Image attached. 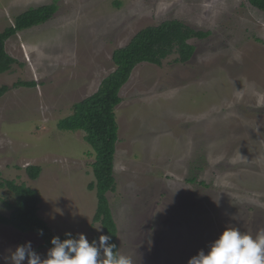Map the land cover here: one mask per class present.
<instances>
[{
  "label": "rangeland",
  "instance_id": "1",
  "mask_svg": "<svg viewBox=\"0 0 264 264\" xmlns=\"http://www.w3.org/2000/svg\"><path fill=\"white\" fill-rule=\"evenodd\" d=\"M56 3L45 24L9 39L20 65L0 75V177L37 190L57 236L99 241L82 131L59 130L72 104L113 72L112 53L141 29L178 19L210 30L185 64L142 63L119 92L116 189L108 194L117 252L132 264H187L226 227L264 232V13L247 0H0V31L31 7ZM17 80L34 88H14ZM39 166L36 179L25 172ZM14 196L0 189V212ZM94 237L96 239H94ZM46 258L35 233L0 224V257L20 244ZM0 264H5L0 259Z\"/></svg>",
  "mask_w": 264,
  "mask_h": 264
},
{
  "label": "trees",
  "instance_id": "2",
  "mask_svg": "<svg viewBox=\"0 0 264 264\" xmlns=\"http://www.w3.org/2000/svg\"><path fill=\"white\" fill-rule=\"evenodd\" d=\"M249 5L264 13V0H247ZM58 9L51 3L31 7L17 15L13 24L0 31V75L12 70L14 65H22L7 51L6 42L16 34L47 23ZM211 35L210 30H198L178 19H167L155 26H149L138 31L129 42L112 53L115 65L113 72L101 80L97 90L83 100L72 104V113L60 120L59 130L84 133L83 140L93 149L94 162L91 165L94 181L88 186L95 191L96 209L93 222L100 225L102 235H110L111 241L117 244V229L111 215L108 194L116 189L113 171L116 143L118 141V126L115 108L121 103L119 95L126 85L135 67L142 63L162 66L163 62L172 58L173 63L185 64L194 55L195 47L192 40H204ZM36 81L17 80L14 88H34ZM8 91V86L0 85V98ZM41 169L39 166H29L25 169L31 179H36ZM0 189L8 190L14 201L6 203L10 209L9 216L0 212V224L10 227L19 233H35L41 240L42 248H51V240L58 237L61 241L67 238H77L76 234L66 233L55 235L45 221L38 216L40 196L24 184L13 180H2ZM43 235H39V231ZM94 239H96L94 237ZM118 253V252H117Z\"/></svg>",
  "mask_w": 264,
  "mask_h": 264
},
{
  "label": "clouds",
  "instance_id": "3",
  "mask_svg": "<svg viewBox=\"0 0 264 264\" xmlns=\"http://www.w3.org/2000/svg\"><path fill=\"white\" fill-rule=\"evenodd\" d=\"M43 235V231H39ZM110 235L99 236L89 242L83 234L78 238L51 240L46 258L33 250L31 242L20 244L7 257L5 264H132L130 257L117 253L110 243ZM187 264H264V232L255 237L243 233L238 227H226L208 246L192 256Z\"/></svg>",
  "mask_w": 264,
  "mask_h": 264
}]
</instances>
